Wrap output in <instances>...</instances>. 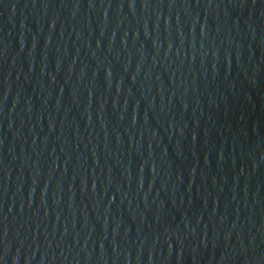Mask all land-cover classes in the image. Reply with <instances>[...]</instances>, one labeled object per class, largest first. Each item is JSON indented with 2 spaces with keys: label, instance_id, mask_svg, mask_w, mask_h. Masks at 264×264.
<instances>
[{
  "label": "water",
  "instance_id": "water-1",
  "mask_svg": "<svg viewBox=\"0 0 264 264\" xmlns=\"http://www.w3.org/2000/svg\"><path fill=\"white\" fill-rule=\"evenodd\" d=\"M42 264H264V0H7Z\"/></svg>",
  "mask_w": 264,
  "mask_h": 264
}]
</instances>
